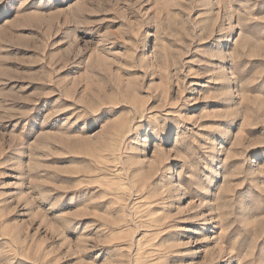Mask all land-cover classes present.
<instances>
[{
  "label": "rangeland",
  "instance_id": "rangeland-1",
  "mask_svg": "<svg viewBox=\"0 0 264 264\" xmlns=\"http://www.w3.org/2000/svg\"><path fill=\"white\" fill-rule=\"evenodd\" d=\"M0 264H264V0H0Z\"/></svg>",
  "mask_w": 264,
  "mask_h": 264
}]
</instances>
